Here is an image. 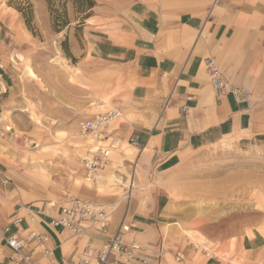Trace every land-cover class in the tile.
Returning <instances> with one entry per match:
<instances>
[{
	"label": "crops",
	"instance_id": "crops-1",
	"mask_svg": "<svg viewBox=\"0 0 264 264\" xmlns=\"http://www.w3.org/2000/svg\"><path fill=\"white\" fill-rule=\"evenodd\" d=\"M91 19L88 17L85 24L93 26L86 49L80 54L73 51L72 55L83 56V68L91 56L111 65L110 71L124 78V120L118 121L119 118L107 128L111 137L121 138L123 144L111 151L110 164L99 184L86 178L79 162L92 140L83 148L75 146L77 149L69 151L71 164L66 168L74 170L69 174L72 187L67 193L97 202H117L120 206L113 213L106 233L91 229L87 236L77 238L66 229L50 228L48 222L59 206L31 197L40 194L28 191L14 165L16 153L0 141V225L10 223L20 205L31 203L43 209L36 222L23 218L11 226V231L24 230L27 234L36 229L48 234L46 246L53 250L57 260L79 256L90 236L100 245L124 222L131 226L129 240L150 245L156 253L162 252L164 257L155 255L150 264H229L231 261L202 256L193 250V243L175 226L167 229L169 195L164 178L196 152L225 138L264 133V0H133L127 20L104 24ZM19 57L24 60L27 56ZM207 57L216 59L228 84L219 96L205 70ZM2 69L0 109L8 128L12 125L6 119L7 114L14 119L24 114L16 113L18 110L9 98L6 103L4 92L11 75ZM105 73V69H98V87L105 86ZM85 81L89 82V78ZM99 96L106 97L103 93ZM120 102L113 99L111 109L119 108ZM84 105V102L80 105L82 113ZM53 110L51 107V113L58 118L57 109ZM26 111L32 122L40 119L29 108ZM69 113L75 118L74 112ZM130 137L136 139V144L126 143ZM41 148L37 152L43 158L46 150ZM134 155L141 173L127 204L123 202L124 190L111 184L115 182L111 177L116 174L111 169L120 159ZM31 245L28 250L31 262L48 264L40 247ZM247 248L251 251L264 248V238H249ZM176 254L183 256L182 262L174 260ZM11 255L12 250L0 241V264H13L9 260Z\"/></svg>",
	"mask_w": 264,
	"mask_h": 264
},
{
	"label": "rangeland",
	"instance_id": "rangeland-1",
	"mask_svg": "<svg viewBox=\"0 0 264 264\" xmlns=\"http://www.w3.org/2000/svg\"><path fill=\"white\" fill-rule=\"evenodd\" d=\"M132 1L0 0V70L5 68L11 75L4 96L6 103L7 98L13 102L16 113L24 114L16 119L6 115L12 130L8 126L7 137L0 141L16 153L14 165L22 181L30 193L40 194L31 196L35 200L60 206L76 197L67 193L74 169L66 166L71 164L69 151L92 140L81 134L82 122L111 110L113 99L121 101L123 115L118 121L124 120L125 80L121 74L114 75L111 65L91 56L83 68V56L73 57L72 52L80 54L86 49L93 33L92 25L85 26L88 17L104 24L127 20ZM20 54L27 57L21 60ZM26 63L32 65L36 78L26 75ZM99 68L106 72L104 87H98ZM101 93L106 97L100 98ZM102 99L109 103H101ZM25 107L42 123L32 122ZM51 107L53 112L57 109L58 118ZM39 147H46L43 158L37 152ZM136 158L120 159L111 169L116 173L111 184L121 187L123 196L129 181L135 185L132 194L137 189L141 171ZM133 161L136 167L131 172ZM102 175L94 184L101 182ZM164 182L169 195L167 218L184 227L185 231L175 225L188 241L207 244L233 264H264V248H247L249 238H264V133L231 136L204 148L169 172ZM102 203L114 204L115 211L120 206Z\"/></svg>",
	"mask_w": 264,
	"mask_h": 264
},
{
	"label": "built area",
	"instance_id": "built-area-1",
	"mask_svg": "<svg viewBox=\"0 0 264 264\" xmlns=\"http://www.w3.org/2000/svg\"><path fill=\"white\" fill-rule=\"evenodd\" d=\"M205 70L215 94L221 95L227 89L228 84L216 59L207 57ZM184 110H187V106L184 107ZM122 115L119 108H114L96 114L81 124V134L92 139V143L85 148V153L81 157V164L85 170L86 178L93 184L98 181L101 173L110 164L111 151L123 143L121 138H113L107 132L108 126L121 118ZM9 131L4 126V119L0 111V139L7 137ZM127 141L129 144H136L135 138L130 137ZM136 160L138 159L136 158ZM131 165V172H133L136 161H133ZM5 182L8 180L6 179ZM129 184L130 181L124 184L127 189L123 199L126 201L131 200L132 188L135 186ZM42 211L43 209L34 207L31 203L22 204L13 214L10 223L0 225V241L12 250V255L9 257L11 263L26 262L33 264L31 255L28 253L32 243L36 247H40V253L48 259V264H150L153 256L164 257L162 252L156 253L150 245L129 240L128 234L131 226L122 222L117 230L100 245H96L90 236L79 256L74 254L69 257L63 256L57 260L53 257V250L46 246L49 241L48 234L36 229H30L27 234H24V230L20 232L11 231V226L20 223L23 218L35 223L37 216ZM114 211V204L72 197L60 204L57 214L50 219L48 226L53 229H66L77 238L87 236L91 229L106 233ZM21 212L24 213L23 216H21ZM192 249L206 257L220 258L218 253L207 244H192ZM174 260L180 263L183 256L176 254ZM229 264L233 263L229 262Z\"/></svg>",
	"mask_w": 264,
	"mask_h": 264
},
{
	"label": "bare ground",
	"instance_id": "bare-ground-1",
	"mask_svg": "<svg viewBox=\"0 0 264 264\" xmlns=\"http://www.w3.org/2000/svg\"><path fill=\"white\" fill-rule=\"evenodd\" d=\"M25 72H26V75L28 76V77H30V78H36L37 77V75H36V73H35V71H34V69L32 68V65H29L28 64V66L27 67H25ZM101 103H104V104H108L109 102L106 100V99H102L101 100ZM92 106V105H91ZM26 108V110H28V108L27 107H25ZM7 117V116H6ZM33 117H34V115H33ZM6 119H8V117L6 118ZM35 120H38V119H35ZM39 122H40V119L38 120ZM11 128V127H10ZM88 138V137H87ZM43 149H45L46 147H42ZM81 151V150H80ZM79 153V152H78ZM81 153V152H80ZM116 153V152H115ZM117 154V153H116ZM113 173V172H112ZM115 177H117V176H115ZM117 179H119V178H117ZM120 180V179H119ZM135 180V179H134ZM131 181H132V178H131ZM131 184H132V182H131ZM177 226L179 229H181V230H184L185 231V229H184V227L179 223V222H176V221H171V222H168L167 224H166V227H167V229H169L170 228V226ZM235 244V243H234Z\"/></svg>",
	"mask_w": 264,
	"mask_h": 264
}]
</instances>
